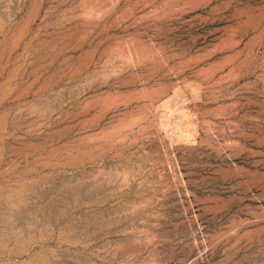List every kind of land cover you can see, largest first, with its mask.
<instances>
[{"label": "rangeland", "instance_id": "1", "mask_svg": "<svg viewBox=\"0 0 264 264\" xmlns=\"http://www.w3.org/2000/svg\"><path fill=\"white\" fill-rule=\"evenodd\" d=\"M0 264H264V0H0Z\"/></svg>", "mask_w": 264, "mask_h": 264}]
</instances>
